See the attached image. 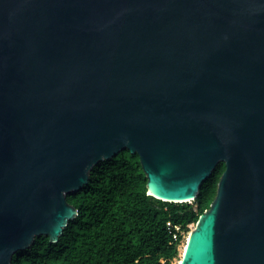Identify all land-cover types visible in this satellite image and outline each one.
Wrapping results in <instances>:
<instances>
[{"label":"water","instance_id":"95a60500","mask_svg":"<svg viewBox=\"0 0 264 264\" xmlns=\"http://www.w3.org/2000/svg\"><path fill=\"white\" fill-rule=\"evenodd\" d=\"M138 155L148 195H217L178 264H264V0H0V264Z\"/></svg>","mask_w":264,"mask_h":264},{"label":"trees","instance_id":"16d2710c","mask_svg":"<svg viewBox=\"0 0 264 264\" xmlns=\"http://www.w3.org/2000/svg\"><path fill=\"white\" fill-rule=\"evenodd\" d=\"M225 169L218 165L192 203H166L148 195L139 156L123 151L96 166L88 185L67 198L79 214L59 242L38 237L12 264H178Z\"/></svg>","mask_w":264,"mask_h":264},{"label":"built area","instance_id":"2783aa9c","mask_svg":"<svg viewBox=\"0 0 264 264\" xmlns=\"http://www.w3.org/2000/svg\"><path fill=\"white\" fill-rule=\"evenodd\" d=\"M189 235H190V234H189ZM189 235H188V237H189ZM188 237H187V238H188ZM187 238H186V242H187ZM175 239H176V241H177L178 238L176 237ZM184 246H185V245H184ZM183 249H184V247H183ZM182 251H183V250H182ZM181 253H182V252H181Z\"/></svg>","mask_w":264,"mask_h":264},{"label":"rangeland","instance_id":"374dc122","mask_svg":"<svg viewBox=\"0 0 264 264\" xmlns=\"http://www.w3.org/2000/svg\"><path fill=\"white\" fill-rule=\"evenodd\" d=\"M193 228H194V227H192V230H193ZM181 258H182V253H181ZM179 262H180V261H179ZM179 262H178V263H179Z\"/></svg>","mask_w":264,"mask_h":264}]
</instances>
